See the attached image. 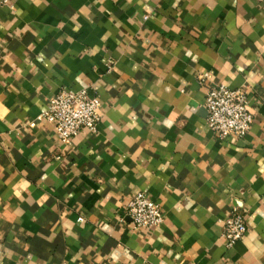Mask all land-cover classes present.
Instances as JSON below:
<instances>
[{"label":"crops","instance_id":"obj_1","mask_svg":"<svg viewBox=\"0 0 264 264\" xmlns=\"http://www.w3.org/2000/svg\"><path fill=\"white\" fill-rule=\"evenodd\" d=\"M219 84L249 87L245 138L208 126ZM65 88L102 101L71 144L43 118ZM140 192L162 226L135 228ZM0 264H264V0H6Z\"/></svg>","mask_w":264,"mask_h":264},{"label":"built area","instance_id":"obj_2","mask_svg":"<svg viewBox=\"0 0 264 264\" xmlns=\"http://www.w3.org/2000/svg\"><path fill=\"white\" fill-rule=\"evenodd\" d=\"M6 0H0V6ZM207 75H201V81ZM204 107L208 112L209 128L221 139L233 137L245 138L254 123V114L250 109V90L248 86L236 88L219 84L208 88ZM102 101L98 96H91L86 89H62L50 100L43 114L55 128L59 140L71 144L73 138L82 130L98 131L101 121ZM127 215L136 229L160 227L165 222L164 212L157 202L144 192L136 194L128 203ZM82 220V218H80ZM248 225L244 214L234 210L224 224L223 236L228 248L248 234Z\"/></svg>","mask_w":264,"mask_h":264}]
</instances>
